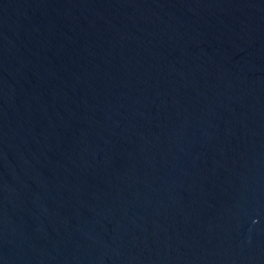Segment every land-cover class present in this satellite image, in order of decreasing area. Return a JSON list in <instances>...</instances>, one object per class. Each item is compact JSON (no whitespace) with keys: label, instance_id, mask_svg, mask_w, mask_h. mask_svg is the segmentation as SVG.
Segmentation results:
<instances>
[{"label":"water","instance_id":"1","mask_svg":"<svg viewBox=\"0 0 264 264\" xmlns=\"http://www.w3.org/2000/svg\"><path fill=\"white\" fill-rule=\"evenodd\" d=\"M0 264H264V0H0Z\"/></svg>","mask_w":264,"mask_h":264}]
</instances>
